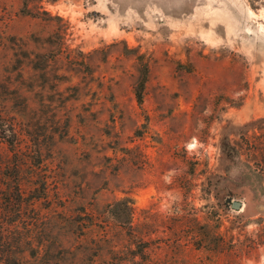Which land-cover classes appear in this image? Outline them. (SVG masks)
<instances>
[{
	"label": "rangeland",
	"instance_id": "374dc122",
	"mask_svg": "<svg viewBox=\"0 0 264 264\" xmlns=\"http://www.w3.org/2000/svg\"><path fill=\"white\" fill-rule=\"evenodd\" d=\"M0 131V264H264V0H0Z\"/></svg>",
	"mask_w": 264,
	"mask_h": 264
},
{
	"label": "trees",
	"instance_id": "16d2710c",
	"mask_svg": "<svg viewBox=\"0 0 264 264\" xmlns=\"http://www.w3.org/2000/svg\"><path fill=\"white\" fill-rule=\"evenodd\" d=\"M147 72H148V67L147 66L143 67L140 80L136 86V95L140 102L143 99ZM0 133H3V131H0ZM0 137H3V135ZM5 139L8 140L11 146L14 145L13 139H7L6 137ZM15 177L16 179H18L17 174L15 175ZM9 203H12V205H10ZM25 203H26V197L24 195V192L19 187V182L16 181L11 193V198L10 200L9 199L7 200L6 207H4V211H1L0 214V224H1L0 225V258L3 257L4 251H7L9 249L8 243L10 241L9 240L10 236L14 237L11 234L13 232V230L11 229V224H14V221L17 218H20ZM12 212H15L16 215L13 217V219H10L9 215Z\"/></svg>",
	"mask_w": 264,
	"mask_h": 264
},
{
	"label": "water",
	"instance_id": "95a60500",
	"mask_svg": "<svg viewBox=\"0 0 264 264\" xmlns=\"http://www.w3.org/2000/svg\"><path fill=\"white\" fill-rule=\"evenodd\" d=\"M233 206H234V207H240V206H241V202L235 200V201H233Z\"/></svg>",
	"mask_w": 264,
	"mask_h": 264
}]
</instances>
